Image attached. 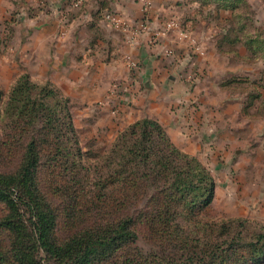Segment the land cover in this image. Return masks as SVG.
I'll list each match as a JSON object with an SVG mask.
<instances>
[{"label":"rangeland","instance_id":"374dc122","mask_svg":"<svg viewBox=\"0 0 264 264\" xmlns=\"http://www.w3.org/2000/svg\"><path fill=\"white\" fill-rule=\"evenodd\" d=\"M174 1V8L180 11V20L186 15L193 20L186 29L181 28L186 32L185 36L178 31L182 47L179 49L184 51L181 56L184 60L173 70L178 75H188L185 80L188 87L172 108L175 118L169 120L171 126H160L171 144L199 165V169H193V172L203 170L213 187L212 195L207 196L203 204L200 200L195 201V213L189 217L195 249L200 252L206 243L220 237L219 231L214 236L210 233V224H225L233 220L231 228L224 225V235L241 231V239L235 240L232 251L240 255H246L249 249L256 252L260 247L257 246L258 236L264 235V0ZM38 2L41 5V1ZM144 6L142 13L145 14ZM15 13L20 15L16 8L12 13L6 11L0 20V112L2 115L8 107L12 116L20 103L17 98H11V90L21 76L27 75L29 81L39 87L49 86L50 82L38 76L35 66L28 65L20 47L16 49L14 29L6 25ZM6 15L8 21L3 20ZM39 91L36 88L28 91L31 93L28 107ZM41 101L48 104L52 118L60 120L59 131L42 137L66 149L70 163L77 170L85 171L88 181L82 182V193L97 195L99 188L94 182L95 174L106 175L110 171L103 166L107 153L115 138L136 121L123 124L118 106L109 108L108 105L97 104L96 107H81L77 99L63 94L53 99L43 97ZM47 116V112L43 113L35 123L46 131L50 129ZM14 139L4 140L13 143ZM35 139L32 138L33 141ZM177 162L187 165L188 161L180 159ZM17 164V154H7L4 159L0 157V169L3 171L14 169ZM68 168L61 166L57 170L66 172ZM45 171L46 168L40 170ZM38 178L41 181V176ZM191 181L199 186L196 180ZM198 182L204 185L206 180L200 175ZM181 183L158 181L150 187H187ZM144 186L142 181L134 182V187ZM63 202H59V211L65 205ZM144 206H147L145 201L136 202L135 212ZM4 208L0 204V212ZM199 208H202L200 212ZM65 224L64 220L56 223L54 235L57 242L69 232ZM197 224L204 226L195 230ZM152 245L148 239L139 237L133 249L118 251L115 258L106 264H121L123 258L132 253L137 254L136 261L141 264L150 258H163L167 264L168 255L159 257V253L152 250ZM200 257L199 254L197 261ZM45 259L44 264H57L52 259ZM246 264H264V259H257L255 255L253 259H247Z\"/></svg>","mask_w":264,"mask_h":264},{"label":"trees","instance_id":"16d2710c","mask_svg":"<svg viewBox=\"0 0 264 264\" xmlns=\"http://www.w3.org/2000/svg\"><path fill=\"white\" fill-rule=\"evenodd\" d=\"M45 8L38 6V10ZM48 85L39 87L27 75L21 76L11 90V98L20 103L13 113L16 117L8 107L2 115L0 112V157L18 155L14 169H0V204L5 207L0 212V264H44L45 258L57 264H106L118 251L133 249L139 237L151 241L159 257L168 255L167 264H246L255 255L264 259V243L259 244L264 235L258 236L256 252L249 249L240 255L232 251L241 231L224 235V225L231 228L233 220L210 224V233L214 236L219 231L220 237L196 251L189 217L195 213V201L203 204L213 187L203 170L193 172L199 165L171 144L155 120H137L115 138L103 164L110 171L106 175L97 172L94 177L97 195L83 194L82 182L88 181L85 171L70 163L66 149L42 137L60 127V120L52 118L48 104L41 101L61 95L52 83ZM33 88L40 91L28 107V91ZM45 112L50 125L47 131L35 125ZM7 138H15V142L8 143ZM43 142L46 145H39ZM180 159L188 161L187 165L179 164ZM61 166L68 170L58 171ZM42 168L47 171L40 172ZM200 175L206 180L204 185L198 182ZM135 181L149 187H134ZM158 181L183 182L187 187H150ZM60 201L65 203L61 211ZM139 201L147 206L135 212ZM62 220L69 232L57 242L54 230ZM199 226L204 225L194 229ZM197 254L201 255L199 261ZM136 255L124 257L121 264H141ZM163 260L150 258L144 264H164Z\"/></svg>","mask_w":264,"mask_h":264},{"label":"crops","instance_id":"0c3cea01","mask_svg":"<svg viewBox=\"0 0 264 264\" xmlns=\"http://www.w3.org/2000/svg\"><path fill=\"white\" fill-rule=\"evenodd\" d=\"M74 1L43 0L46 8L38 10V0H0V20L6 11H20L6 24L14 29L16 49L39 77L81 107L118 106L123 124L148 118L169 126L188 75L173 72L184 51L178 30L166 24L174 20L186 29L193 20L189 15L180 20L174 0H82L73 8ZM109 12L118 25L104 20ZM131 62L138 69L132 70Z\"/></svg>","mask_w":264,"mask_h":264},{"label":"built area","instance_id":"2783aa9c","mask_svg":"<svg viewBox=\"0 0 264 264\" xmlns=\"http://www.w3.org/2000/svg\"><path fill=\"white\" fill-rule=\"evenodd\" d=\"M42 2H43V0H41V4H42ZM81 4H82V0H75L74 2H73V4H72V7L73 8H78V7H80L81 6ZM146 6V7H145ZM145 12L147 13L148 12V5L147 4H145ZM145 13V14H146ZM104 20L106 21V22H108V23H113V24H116V25H118V19L114 16V14L113 13H107V14H105L104 15ZM144 21L142 22V25H141V29H144ZM166 28L167 29H169V30H173V29H175V30H180V32H181V34H183V36H185L184 35V33H186L183 29H181L182 28V26L178 23V22H176V21H174V20H169V21H167V24H166ZM182 30V31H181ZM130 68L132 69V70H136V69H138V64L137 63H135V62H131L130 63ZM117 86V88H118V85H116Z\"/></svg>","mask_w":264,"mask_h":264}]
</instances>
